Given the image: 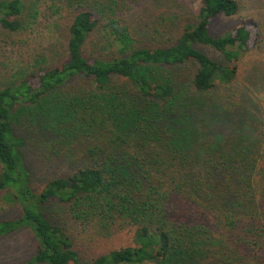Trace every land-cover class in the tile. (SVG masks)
Returning a JSON list of instances; mask_svg holds the SVG:
<instances>
[{
	"label": "trees",
	"instance_id": "1",
	"mask_svg": "<svg viewBox=\"0 0 264 264\" xmlns=\"http://www.w3.org/2000/svg\"><path fill=\"white\" fill-rule=\"evenodd\" d=\"M62 1L63 53L0 82V195L19 206L0 239L33 233L23 264H264V120L233 85L258 23L212 32L240 0ZM42 5L0 0V30Z\"/></svg>",
	"mask_w": 264,
	"mask_h": 264
},
{
	"label": "rangeland",
	"instance_id": "2",
	"mask_svg": "<svg viewBox=\"0 0 264 264\" xmlns=\"http://www.w3.org/2000/svg\"><path fill=\"white\" fill-rule=\"evenodd\" d=\"M240 1L243 6L237 15L217 16L213 20L211 29L214 34L219 35L228 30H234L242 24L258 23L261 40L240 60L238 78L233 85L251 99L259 101V113L264 120V0ZM189 2L194 9H198L201 0H189ZM53 4L59 5L60 10L57 11ZM66 7V2L62 0H43L41 8L44 13L33 30L29 29L19 34L0 30L1 83L22 77L30 73L33 68L47 65L50 61L59 58L63 53V31L68 21ZM128 15L130 17V14ZM132 17L135 21L136 16ZM128 20L130 21V18ZM201 48L215 59L224 61L219 51L203 45ZM41 58L42 61H40ZM257 79H259L258 83H256ZM260 88H262L261 91L258 90ZM18 212V205L8 203L4 196L0 195V219L15 217ZM80 235L84 236V234ZM78 240L77 245L82 254L96 255L129 244L131 234L123 231L108 237H91V241L85 243L82 242L83 240ZM35 247L36 242L29 229H21L1 238L0 264H23L33 255Z\"/></svg>",
	"mask_w": 264,
	"mask_h": 264
}]
</instances>
